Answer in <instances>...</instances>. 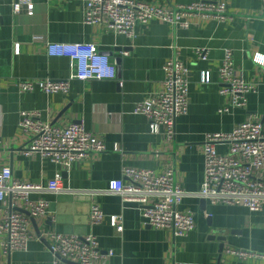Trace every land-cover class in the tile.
Returning <instances> with one entry per match:
<instances>
[{
  "label": "crops",
  "instance_id": "crops-1",
  "mask_svg": "<svg viewBox=\"0 0 264 264\" xmlns=\"http://www.w3.org/2000/svg\"><path fill=\"white\" fill-rule=\"evenodd\" d=\"M16 1H0V171L10 167L14 179L32 183L60 176L70 190L32 194L34 201L48 202V212L31 219L32 238L26 250L7 253V234L0 233V264H53L49 242L54 233L94 235L104 252L114 251L106 261L93 264H264V259H244L229 252L264 253V209L252 212L242 205H213L201 197H185L179 209L191 211L196 226L179 236L171 228L147 225L137 204L105 192L113 179L128 181L127 167L156 174L173 169L178 186L198 192L204 180L203 143L208 133L230 132L246 120L261 121L264 130V65L254 60L256 54L264 55V0H204L226 2L227 18L189 16L186 27L156 18L138 23L132 36L117 33L106 23H86L84 0H34L33 15L26 10L16 13ZM144 1L175 8L195 0ZM54 42L95 45L116 64V77L73 79L67 94H48L37 87L21 91L25 80L69 77V57L49 53L48 44ZM197 49H205L207 57L201 58ZM226 49L234 52L238 74L256 89L248 94L244 107L235 106L220 92ZM173 57L189 68L190 105L188 113L177 118L176 137L169 141L163 133L152 132L147 116L134 110L164 89L165 65ZM203 72H209L210 82H202ZM225 107L229 111L221 112ZM23 111L62 127L83 124L107 150L67 167L40 153H27L23 148L27 134L19 124ZM217 148L220 153L229 150L228 145ZM94 203L106 214L99 224L91 218ZM9 205L11 200L0 204L1 221ZM15 206L26 214L23 202ZM112 214L123 216V232L110 224Z\"/></svg>",
  "mask_w": 264,
  "mask_h": 264
},
{
  "label": "built area",
  "instance_id": "built-area-1",
  "mask_svg": "<svg viewBox=\"0 0 264 264\" xmlns=\"http://www.w3.org/2000/svg\"><path fill=\"white\" fill-rule=\"evenodd\" d=\"M2 1V0H0ZM85 21L88 24L106 23L117 33L132 36L138 23H148L152 19H161L175 26L186 27L185 19L199 16L224 21L228 16V7L224 1L195 0L175 8H163L144 0H84ZM14 11L26 10L28 15L35 13L34 0H17ZM16 52L20 44H16ZM52 56H67L70 59L71 74L64 80L39 79L25 80L20 90L31 91L36 87L45 93H68L73 79L115 78L117 66L108 53L89 43H49ZM128 52H124L127 54ZM196 53L205 59V49ZM254 60L264 65V55L256 54ZM166 77L164 89L148 99L141 101L134 112L147 116L150 129L154 133H163L167 140L176 137V121L189 110L190 81L189 68L177 57L169 59L165 65ZM221 94L231 97L237 107H244L248 94L254 92V84L238 74L234 62V52L226 49L220 68ZM202 82L211 80L209 72L202 73ZM228 112L227 107L220 109ZM19 124L27 134L28 142L23 147L27 153L37 152L43 157L65 167L75 161L86 159L93 153L107 150L106 145L89 132L83 124H71L66 127L55 123H45L34 112L23 111ZM204 180L198 192L186 191L176 184L173 169L156 174L149 169L127 167L123 179H113L106 189L108 193L119 195L124 203H135L141 210L147 225L156 228H171L179 236H185L196 226L191 211H182L179 205L185 197H201L211 204L242 205L250 211L264 209V130L261 121L246 120L239 123L230 132H211L204 140ZM219 145H228L226 153L218 151ZM3 142L0 138V149ZM118 148V147H117ZM63 185L60 176L47 183H32L14 179L10 167L0 171V204L11 200L4 221L0 220V233L7 238L4 248L7 253L26 250L32 235L29 230L32 218L48 212V202L34 201L32 194L42 192L59 193L69 191ZM23 202L26 214L15 206ZM209 215V214H208ZM106 214L94 203L91 206V218L99 224ZM110 224L118 232L124 231L121 214L109 216ZM49 249L53 264H93L96 260L106 261L114 255L113 250H104L96 236L50 235ZM230 253L244 259H264V253L248 249H231Z\"/></svg>",
  "mask_w": 264,
  "mask_h": 264
}]
</instances>
